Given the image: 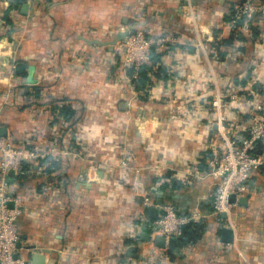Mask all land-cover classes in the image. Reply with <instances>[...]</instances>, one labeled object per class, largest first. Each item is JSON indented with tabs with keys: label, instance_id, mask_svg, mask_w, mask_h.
Listing matches in <instances>:
<instances>
[{
	"label": "crops",
	"instance_id": "obj_1",
	"mask_svg": "<svg viewBox=\"0 0 264 264\" xmlns=\"http://www.w3.org/2000/svg\"><path fill=\"white\" fill-rule=\"evenodd\" d=\"M21 1L25 15L0 0V19L11 18L0 22V129L45 152L41 164L51 166L45 181L40 167L27 180L11 175L23 206L18 256L46 250L45 264H139L130 243L146 197L184 214L211 210L206 158L215 128L199 104L217 92L264 98V13L230 27L231 6L242 0H191V14L183 0ZM141 28L170 40L153 46L145 92L129 84L112 48L119 34ZM50 102L70 107L72 119L51 112ZM252 179L255 191L233 207L232 244L206 220L197 243L172 261L165 252L155 258L264 264V175Z\"/></svg>",
	"mask_w": 264,
	"mask_h": 264
},
{
	"label": "built area",
	"instance_id": "obj_2",
	"mask_svg": "<svg viewBox=\"0 0 264 264\" xmlns=\"http://www.w3.org/2000/svg\"><path fill=\"white\" fill-rule=\"evenodd\" d=\"M186 10L192 13L191 0H183ZM264 13V5L253 0H242L232 4L230 9V27H235L239 20L246 27L254 16ZM169 38L155 40L145 28L131 32L113 45L114 54L122 60L127 80L135 88L134 82L139 79L142 67H151L150 50L153 46L162 47ZM227 96L217 92L211 101L213 113H210L211 127L215 136L209 145L210 154L206 158V175L213 180L211 210L208 214L193 212L184 214L177 211L175 206L162 200L157 206L158 215L148 221L142 212L134 217L132 240L139 248L137 257L141 264H161L157 252L164 253L170 240L181 235L182 227L188 223L201 220H215L221 228L233 229L231 223L233 207L236 203H229L228 197L234 195L239 199L255 191L256 183L252 179L264 166V98L253 95H230L228 99L244 102L246 107L242 114L251 116L250 122L244 127V135L238 136L239 130L235 120L231 122L227 117ZM225 101V102H224ZM224 102V103H223ZM240 113V112H238ZM239 115V114H237ZM230 122V123H227ZM47 154L37 148H27L22 142H15L12 138L0 136V264H29L27 260L18 256L19 235L17 223L22 215L21 198L14 192L15 182L10 179V172L14 177H23L32 173V167L45 168V164L38 166V160ZM28 164V168L24 165ZM125 167V162L120 164ZM154 206L149 197L144 200V207ZM225 218H221V214ZM146 232L149 238L161 236L164 238V249H156L150 242H141L139 236ZM150 248V249H149ZM149 250V251H148ZM154 250V251H153ZM163 259V256H160Z\"/></svg>",
	"mask_w": 264,
	"mask_h": 264
},
{
	"label": "trees",
	"instance_id": "obj_3",
	"mask_svg": "<svg viewBox=\"0 0 264 264\" xmlns=\"http://www.w3.org/2000/svg\"><path fill=\"white\" fill-rule=\"evenodd\" d=\"M13 2H14L13 5H16V7H19L23 4V1H21V0H13ZM0 22L3 23L5 26L11 24V18L9 17L8 12H7V14H5V16H3L0 19ZM250 22H252V21H250ZM236 25L237 24H235V26ZM153 52H154V47H152L150 50L151 60H155L157 58V56H154ZM150 71H151L150 67L144 66L141 68V70L139 72V79L136 82H134L135 90L137 92L144 91L145 85L150 82V76H149ZM231 85L232 84H229V86H231ZM49 104H50L51 112H53L54 114H55L54 111L57 110L59 113H61V115L64 116V118L72 119L74 112L70 107L63 106V105L61 106L60 104H51V102ZM53 113H52V117H53ZM59 117H60V115H59ZM57 120H58L57 117H53V121H57ZM27 148H31V147L27 146ZM47 160L48 159L46 157L43 159H40L41 162L40 161L38 162V166L42 165L41 163H44V161L46 162ZM48 163H49V165L47 166L45 164V168L42 170L41 179H44L43 181H45V179L47 178L46 172L49 170V166H51V163L50 162H48ZM24 166L26 168H28L29 165L25 164ZM35 172H36V170H34V167H32V173H29L28 175L23 176L22 179L24 178L25 180H27V178L35 176ZM259 172H260V174L264 175V166L260 168ZM10 179L12 180L13 177L10 176ZM166 185H167V183H165V182L163 184H161V189L166 188ZM205 231H206L205 222H203L201 220H197V221H194V222H191V223L184 225L182 227L181 235L178 238L172 239L169 241L167 248H166V251H165V254L167 257L166 259L169 261H172L174 259L176 251H178L180 248H184L188 245H192V244L197 243L201 239V237L203 236ZM134 244L135 243H132V244L130 243V245H134ZM138 263L141 264L139 261H138Z\"/></svg>",
	"mask_w": 264,
	"mask_h": 264
},
{
	"label": "water",
	"instance_id": "obj_4",
	"mask_svg": "<svg viewBox=\"0 0 264 264\" xmlns=\"http://www.w3.org/2000/svg\"><path fill=\"white\" fill-rule=\"evenodd\" d=\"M27 8H28L27 3H23L21 5L20 13L22 15H25L27 12ZM238 23H241V20H239ZM130 33L119 34L117 36L116 40H114L112 42V45H114L116 42L120 41L124 36H126L127 34H130ZM0 136L1 137L6 136L4 129H0ZM10 175H12V172H10ZM137 199H139V197ZM140 199H142V198H140ZM245 201H246L245 197H241L237 200L235 199L234 195H230L228 197V202L231 204H233V203L243 204V203H245ZM161 203H162V200L160 198H158L155 202V206L147 207L145 209L144 217L147 220H154L158 215L157 206H159ZM220 216H221V218H225V214H223V213ZM140 240L142 242L148 241L149 235L146 232H142L141 236H140ZM219 241L221 243H224V244H232L233 243V231H232V229L221 228ZM152 242H153V246L156 248L163 249L165 247L164 238L161 236H154L152 238ZM132 251L135 252L136 248H132ZM47 253L48 252L46 250H42L41 252H34L33 254H31L30 259L28 260L29 264H45V254H47Z\"/></svg>",
	"mask_w": 264,
	"mask_h": 264
},
{
	"label": "rangeland",
	"instance_id": "obj_5",
	"mask_svg": "<svg viewBox=\"0 0 264 264\" xmlns=\"http://www.w3.org/2000/svg\"><path fill=\"white\" fill-rule=\"evenodd\" d=\"M140 92H145V89H144V91H140ZM211 101L212 100H210V101L209 100L208 101L202 100V104H199V106L200 105L209 106L210 109L208 110V112L210 111V113H213ZM225 101H226V105L228 104V107H229V109L226 108V110H227V117H229L230 121L235 122V120H240V122H237L238 127H240L243 124H245V126H246L250 122V118H251L250 115H248L246 113H244V114L241 113V112H244L246 104L244 102H242L240 100H236V99H228L227 98V99H225ZM238 112H240V113H238ZM206 114H207L206 117L208 118L207 121H210L212 119V117H210L209 113H206ZM237 114H239V115H237ZM202 118L204 120L205 116H203ZM227 123H230V122H227ZM215 135H216V133L214 132V137L212 140H216L218 138Z\"/></svg>",
	"mask_w": 264,
	"mask_h": 264
}]
</instances>
